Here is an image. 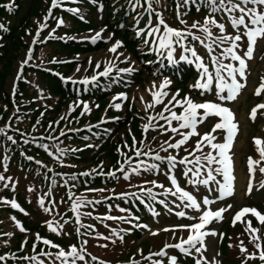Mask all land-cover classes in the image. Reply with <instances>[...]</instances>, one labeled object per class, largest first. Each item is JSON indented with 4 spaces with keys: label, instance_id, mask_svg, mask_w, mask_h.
<instances>
[{
    "label": "rangeland",
    "instance_id": "1",
    "mask_svg": "<svg viewBox=\"0 0 264 264\" xmlns=\"http://www.w3.org/2000/svg\"><path fill=\"white\" fill-rule=\"evenodd\" d=\"M13 1L14 0H6L5 5L8 6ZM107 1L114 3L118 0ZM76 2L77 1L74 0H63L61 6L59 8L54 9L55 11L62 10L64 12H69L66 9L75 8V6L77 5ZM51 4L52 0H49L48 5L46 6V10L41 7V9L36 13V15L31 18V24L28 28L30 31L24 38V44L26 45V48H28L31 42L37 38L39 25L45 22L47 23V27L43 30V32H41L40 38L39 40H37V43H35V45L37 46L41 43L53 40L48 38V34L51 33L52 35H54V32L57 28V23L52 26V24L50 23V18L45 21V17L48 16V11L51 7ZM203 8L205 10L204 13L196 12V15L182 16L181 18L186 21V24H181L179 20H177L176 9L174 11L175 19H173V22L171 20L168 21L167 19H165L160 12H153L152 25L153 27L156 26V13H159L162 18L167 22V24L172 28L182 31L189 30L188 26L192 25L193 22L196 21L202 24L204 21V17L209 14L207 6H204ZM216 15H220L216 17L218 21L226 22L227 18H222V14ZM111 26L115 28V31L111 29ZM122 27L123 25L116 26L113 25L112 22H110L109 25H102L99 28L86 32L85 34H80L78 36L74 35L72 38L76 40L91 42L89 39H84V37H90L94 33L100 31L101 29H104L105 38L111 36V40H107V42H105V40H100L95 44L92 43L93 45H102V48L99 51L86 54H79L70 58L69 61H71L73 69L70 74L63 75L67 79V82L65 84H70L69 81L72 80L81 81L85 78L91 80L93 76H98L100 72H103L105 70V67L108 66L107 61L110 59L115 60L116 54L109 53L108 49L116 41L122 42L123 45L120 49H118V52L125 53L126 57L128 58L127 62H120L124 60V57H120L119 60H115L116 68L123 69L132 67L134 68V71L131 73H118L116 71V68H114L109 77L102 76V79L112 80L118 77L124 78L130 76V78H132L129 79L130 82H134V80L136 81L137 77H140L141 80L131 84L127 94L120 93L112 95L100 103L94 104L92 100H86L83 102L81 100L71 101L74 103H70L66 107L62 108L61 113L59 115V120H61L63 124L59 129L58 136H61L60 133L62 130L65 131L68 135V133H70L68 132L69 129H78L80 127H84L88 131V127L93 125H98V127H93L98 129L101 127H106L109 123L118 124L120 122L118 120L122 121V119H124L123 121L125 122L127 121V117H124V115L126 114V112H129L130 119L129 122L125 124V127L120 128L117 125V127L120 128V130H118V136H120L121 140L117 145V149L116 146L115 149L118 152V150H120V146L122 147V149L118 152V155L120 156L118 164L120 165V167L122 164L126 165L125 161L128 158H132V155H128L129 150H133L135 154L137 150L142 149V152L148 153L149 155L145 156V159H141L143 157H136L134 159L138 161L143 160L146 163H157L160 165V168L159 170L149 172L141 170L140 174L137 175L132 172V168L137 165L138 161H133L131 162V165L127 164L126 166L125 171L129 173V178L127 180L124 179V173H122L118 177L117 183L114 187H103L102 189H99L97 193H100V196L102 197H108L112 193H114L116 196H121L122 193H139L137 194V196L144 195L147 197L145 193L141 192V186H143L144 188H151L152 191L157 194L155 202L157 206L161 208V211L157 212L154 209L149 210L148 207H146L145 205H143V210L144 214L146 215H143V217V212L142 214H140L137 213L136 210L133 214L121 212L119 209H115V211H113L114 214H107L106 211H102L101 214L103 215L100 216L99 220L103 224V226L101 225L103 230H100L99 227L94 226V230L96 231L95 233H82L83 231L80 230V234L78 235L76 231L78 227V225L76 224V220H71L72 216H75V213L72 212V215L71 213L67 215V212L69 211V206L65 203L64 200V183L61 181L59 182V185L51 186V181L49 180L48 184L44 186L43 183L40 184L39 182H36L33 177L29 176L26 169L22 166H15L10 169L3 163L2 151L0 149V174H3L6 178H12V180L9 182L11 184L8 187L9 189H6L5 187L2 189L0 193V200L12 201L14 199L16 203L20 206L19 209H13L9 204L0 203V223L10 221V223H13L14 225L18 223L19 226H22L25 229L27 223H34V226L38 227L37 231L30 233V230H26V235H24V237L22 238L21 245H25V243L27 242H30L34 245L35 243L41 241V247L37 251V254H39L41 251L51 252L55 254L61 248L65 251H68L70 250V246L72 245H75L78 248H86V253H83V255L85 256V260L77 261V263L79 264H100L101 261H103L104 264H134L135 261H139V264H143L144 262H146L144 257L148 256L150 253L160 251L166 243L175 244L178 242V239L180 237L187 238L189 232L187 230L179 229L177 226L181 224L190 225L193 223H197L198 220H189L186 217L180 218L177 217L175 213L178 211H185L188 216H194L198 214L193 212V210L191 209L183 208V206L179 208L175 207V204L180 203L176 197H173L171 195H160V193L163 192V189L154 187L151 183L145 182L155 180L158 184H163L166 188H172L168 176L175 175L177 177L178 184L186 191H189L190 193L195 195L197 197L198 202H201L204 196H208L209 199H216L219 196V193L215 190L216 185L211 183L208 187L199 185V190L197 191L192 185L188 183L187 178L182 175L183 166L177 165L176 169L172 170V172H169V165L166 160L161 162L152 159V157L156 154H159L162 157H166L167 155L172 154L175 155L177 159H180L187 155V152L184 149H193L198 139V137L193 136L189 139L188 143L182 146L180 149L169 148L168 152H164L161 149V145L164 141L175 143V141L179 140L181 137L176 133L166 130L167 125L165 121L162 120L159 121V124H157L155 130L150 129L147 133L144 132V125L148 123V117L150 115H156L157 113H160L163 110L162 104L157 105L154 109H148L147 112L144 110L145 105L151 103L153 99L149 90L152 89L153 84L158 87L164 80H168L170 81V84L166 90L170 94L169 98L171 97V94L178 92L179 96L177 97V99H183V97L189 96L195 102L220 103L222 106L228 107L233 111L235 121L238 123L239 126V131L237 133L236 140L233 143V148L229 155H232V157L235 156L238 159V163L236 166V161L233 157V167L236 170L238 169L239 171H242V176L245 178V180H243V182L241 183V188L237 191V193L233 192L232 196L225 197L223 200H216L215 204H210L207 206L203 204L201 205L202 210L211 211H215L220 208H225L228 205H233L231 209L224 213L225 218L222 221H213L210 225H208L206 229L215 230L218 234L222 233L223 238L221 239L219 235H217L216 237H206L205 244L210 245V250L203 251L202 253H195V251L193 250L192 255L189 256L181 253L178 249L169 248L167 249L168 256H175L177 258V264H195L196 259H199L201 255H203L204 259L208 262V264H212L214 255L215 260L218 262V264H242L244 260V255H241V253L239 252V241L243 240L244 246L247 247L248 252L255 253L257 256V259L249 260L247 264H264V262H261L258 259L259 252L257 249H255L254 244L250 242L249 234L245 232L246 224L240 222H237L235 226H233L232 224L234 215L245 207L254 208L258 210L261 214H264V189L259 188V181L264 180V175H261L259 172H257L255 174V178L252 180L253 191L251 192V194H245L247 190L248 180L250 178L247 168V157H252L253 159L259 158V154L253 143V138L264 139V110H260V112H258L255 121L250 119L251 109L258 104H264V93H262L260 96H257L254 93V89L260 85L262 80H264V46H261L258 51H254L253 59L247 61L249 65V70L246 71V79H241L239 76L237 77V79L240 80L241 83L245 84V87L240 90L237 99L234 101H221L219 100L217 91L215 89V81L213 83L212 90L205 92L203 95L200 94L201 90H197L192 87L193 84H196L197 80L200 79V74H198V78H194L196 80L195 83L193 82L192 84H188L187 86L182 88L176 86L175 82H173L172 85L170 76H165L166 74L163 75L162 73L160 74L158 72H155L159 65H161L162 63L168 65L167 62L170 63V61L167 58L166 51H163V53H161L155 50L156 46L153 45L151 42L154 37H147V33L145 35V39H148V41L151 42V52L147 53L146 49L143 46H140V42L138 39L140 36H137V39L135 41V43H137V53L139 58L143 56L144 58L146 57L147 59L151 60V65H146L145 68L147 69L144 70V66L141 63L137 62L136 58H134L131 51L125 46L124 40L118 35L117 32L121 30ZM226 28L228 33H235V30L230 25L226 24ZM190 30L194 36L201 37V40H205L207 43H211V41L207 39V37L202 31H199L197 29ZM212 31L214 33L218 32V30L215 28H213ZM131 34L132 33H129L128 35ZM188 37L191 38L190 36ZM69 39L70 38L64 36L61 40L69 42ZM191 39L193 41V44L190 43L191 45L186 46L194 47L198 50V54H203L206 49L202 47L199 41L194 40L193 38ZM41 40L43 42H40ZM145 45H148V43ZM227 46L229 45H225V47ZM26 48L23 50V52L19 54L18 58L15 60L13 65V72L7 78L5 83V91L11 97L16 95L17 93L15 82L20 79L18 78V76H21L20 72L22 71V68L20 70V67L22 63L26 60ZM38 49L40 51V48ZM180 50L181 54H184L181 48ZM216 51H218V53L214 52L213 55L219 56V52L221 51V49H216ZM243 51H245L243 47L237 49L238 54L243 53ZM34 54L33 59L35 63L36 61ZM177 55L179 57V50L177 51ZM174 56H176L175 52L173 53V58ZM89 58H91V63H89ZM203 58L205 64L209 67V71L214 73V67L212 66L210 57L204 56ZM154 59L156 60L152 61ZM221 59H223L224 64L231 63L233 66L238 67V62L231 60L230 57H221ZM97 62H100L101 65L99 68H96ZM31 64L32 61L28 60L27 63L23 66L26 68ZM41 67L46 71L50 69V65L46 64ZM78 68L80 69V71H77ZM224 75L230 83V78L227 77L226 73H224ZM99 79H101V77H99ZM72 85L75 87V89H77V86L80 85V83ZM94 86H98V84L94 85L90 83L86 85L85 88L90 89ZM121 94L126 96L127 99L114 101V97H117ZM223 94L226 95L227 92L225 91V93ZM141 97H143L144 103L141 102ZM113 103L121 104V109L117 110L118 116L114 117V120L118 118L117 121L115 120L111 122L109 120V118L112 117L110 111L116 110L114 107H110V105ZM165 103H167V99H165ZM84 104H87L90 109V112L86 113V115L91 114L93 110L97 109L98 112L94 114V117L97 116L96 121H91L90 117H86L84 123L80 124L76 122V117L70 118V115L77 113L80 109H83ZM174 110L177 112V114H180L183 111V109L179 107L175 108ZM200 111L202 112L203 110ZM66 114L67 118L61 119L62 117H65ZM165 114L167 115V113ZM102 119L104 121L103 123H101ZM135 122L136 124H134ZM217 122H219L218 117H209L204 124L198 125L197 130L201 134L210 132L212 130L213 125ZM153 123L156 122L154 121ZM159 125H164L165 127L160 128ZM172 126H178L177 122L173 121ZM213 135L217 137V140L213 141V143L223 142L222 138L224 135H226V133L222 130H217V132L213 133ZM134 139L135 144L133 143ZM125 145H127V147ZM209 152H211L213 155H216V151L212 150L210 146H204L203 153L197 152L196 155H203ZM146 159H148L149 161H146ZM189 159H192V157H189ZM202 163L206 164V161H202ZM100 165L101 163L97 164L96 167H99ZM218 166L219 165H212L211 167ZM5 167L7 168L6 171ZM188 167H193V165H188ZM100 174L108 175V173L99 171V175ZM93 176L94 175H92L91 178ZM217 179L222 181L221 176H217ZM0 183L5 184V181H0ZM13 184L15 185V190H13ZM29 188H33L34 191H28ZM209 188L213 190L209 192ZM174 190L175 189L173 188V191ZM48 193H50V195H48ZM40 197L44 198L45 206L49 208L53 207L52 203L50 202L55 201V207L51 214L44 212V210L39 206L38 199ZM160 200H164L167 204V207L159 203ZM173 201H175V204L173 203ZM141 204H143L142 201ZM9 209H11V211H9ZM20 209H23V211H20ZM169 209H172V211L170 212ZM78 211L83 214L91 213V215H95L94 217H97V211L100 210L96 211L93 208H83V206H81ZM108 215L114 217L124 216L128 220H130L131 223L120 220L101 219ZM13 217L15 219H12ZM135 217H139V219L136 220L134 219ZM243 219L251 220L252 227L260 230L257 235L261 237L260 242L262 245H264V225H261L255 217L251 216V214H247ZM65 220H67L68 223H64ZM46 221H52L54 225L56 224V222L62 224V233L60 235H57L56 233L49 231L48 226L45 223ZM134 224L148 225L149 227L148 229L135 228L133 227ZM105 225H108L109 227L106 228ZM130 228H132L131 231ZM165 228H177V230L173 233L171 231H163V229ZM111 229H116V231L120 232V235H122L123 237L124 235H132L133 230H135L137 231L139 238H137L136 240L123 239V241H121L118 237L111 234ZM121 229H124L125 231H121ZM41 231L45 233V235L42 234ZM150 231H156L158 235L153 236L150 234ZM63 233L68 234L65 235ZM37 234L39 235V237L41 235L40 240H37ZM174 236L176 238H173ZM101 237H109V239H102ZM43 239L50 240L53 244L58 245L59 248H52L50 245L43 244ZM85 240L87 241V244L83 243ZM113 240L115 241V243L112 242ZM101 245L107 246L102 247ZM229 245H232V247H230ZM93 256L97 259L92 260ZM168 256H153L152 260H160L162 264H169ZM40 257L45 263L53 264L54 255L51 258L45 256ZM54 264H60V262L54 261ZM148 264H151V261Z\"/></svg>",
    "mask_w": 264,
    "mask_h": 264
},
{
    "label": "snow or ice",
    "instance_id": "2",
    "mask_svg": "<svg viewBox=\"0 0 264 264\" xmlns=\"http://www.w3.org/2000/svg\"><path fill=\"white\" fill-rule=\"evenodd\" d=\"M63 0H52L51 7L48 11V16L45 17V21L52 17V9L59 8L62 4ZM91 3L95 4L96 0H90ZM132 4L133 10L139 5L140 0H135V3H132V0H129ZM147 4V8L145 11L149 14L148 24L145 26V29H140L137 31L136 35L140 36L142 33L145 32L147 29V37H154L152 39V44L155 45V50L157 52L163 53L166 51L167 58L170 62H174L173 60V53L177 50L174 45H178L182 50L183 53L180 56V59L186 61L189 64L195 63V66L200 74V79L197 80L196 84L192 87L201 90L200 94L203 95L205 92L212 90L213 83L215 81V89L218 94V98L221 101H234L237 99L240 90L245 87L244 83H241L240 80L237 79L239 76L241 79H246V71L249 70V65L247 63L248 60L253 59L254 51H258L261 46H264V0H176V13H177V20L181 24H186V21L183 20L181 17L187 15V8L189 5H202L207 6L209 10V14L204 17V21L201 24L200 22L196 21L193 22L192 25L188 26L189 30H178L172 28L167 24V22L162 18L159 13H156L157 24L154 27L152 25V13L154 9L152 8V0H145ZM13 5H8L7 7L11 10ZM102 8V5L100 6ZM183 9V11L181 10ZM67 11L77 14L83 19V15L78 8H68ZM201 7L197 6V11H200ZM216 14H222L223 17H226V22H220L216 19ZM140 18L138 17L136 23L139 24ZM226 24L230 25L234 30L235 33H228ZM64 21L63 19H58L57 27L63 26ZM47 27V23H42L39 25V31L37 32V38L34 39L31 43H37V40L40 38L41 32ZM3 28V25H0V29ZM215 28L218 30L217 33H214L212 29ZM190 29H197L202 31L208 40L211 43H207L205 40H201L200 37L194 36ZM104 29L94 33L90 37H84V39H89L91 43L95 44L100 40H111V36L105 38L104 36ZM188 36H192L194 40L200 42L202 47L206 49L203 54H198V50L191 46H186L185 40ZM49 39L57 38L51 33L48 34ZM246 38V39H245ZM63 39V37H60ZM74 39V38H73ZM40 42H43L42 40ZM242 42V43H238ZM144 43H149L148 39L144 40ZM225 45H229L225 47ZM122 42L116 41L112 44L108 51L109 53L116 54L115 60H119L120 57H124V60L120 62H127V57L125 53L118 52V49L122 47ZM243 47L245 51L243 53L238 54L237 49ZM216 49H221L220 55L216 56L213 53ZM204 56H208L211 59L212 66L214 67V73L209 71V67L204 62ZM223 58H231L233 61L238 62V67L233 66L231 63L224 64ZM31 53H29L27 59L22 63L21 68L24 64L30 60ZM115 60H108V66L105 67L103 72H100L98 76H93L91 80L85 78L81 81L72 80L73 84L82 83L85 85L88 84H98L99 77H109L112 73L113 69L116 68ZM54 63L57 61H53ZM91 58H89V63H91ZM100 62L96 63V68H99ZM77 71H80L78 68ZM118 73H131L134 71V68H116ZM224 73L227 74V77L230 78L231 82L229 83L228 80L225 78ZM18 78L22 79V76H18ZM71 79V78H68ZM203 81V82H201ZM170 81L164 80L158 87L153 84L152 89L149 91L152 95V102L145 105L144 110L147 112L148 109H154L157 105H163V110L156 115H150L148 117V123L144 125V132L147 133L150 129L155 130L159 121H165L167 125L168 131L176 133L181 138L176 140L175 143H171L169 141H164L161 145V149L164 152H168V149H180L182 146L186 145L189 139L193 136L198 137L196 145L193 149L188 150L185 148L184 150L187 152V155L184 157L177 159L175 155L169 154L166 157H162L159 154H156L152 157L155 161H167L169 165V172L177 168V165L183 166L182 175L187 178L188 183L192 185L197 191L199 185H203L208 187L211 184L216 185V191H218L219 196L216 199H209L208 196H204L201 202H198L197 197L186 191L182 188L178 182L177 177L175 175H169L168 179L172 185V188H166L163 184H158L155 180L153 181H146L145 183H151L154 187H158L163 189V192L160 195H171L176 197L179 200V204H175V207L179 208L183 206V208L191 209L193 212L197 213L198 215L188 216L185 211H178L175 213L177 217L180 218H187L189 220H198L197 223H193L190 225H179L177 226L179 229L187 230L189 235L187 238L180 237L178 242L175 244L166 243L164 247L155 253H150L148 256L144 257L145 260L151 261V264H162L160 260H152L153 256L156 257H165L168 256L167 249L174 248L178 249L181 253L185 255H192L193 250L195 253H202L203 251L210 250V245L205 244L206 237H219L222 239L223 234H218L215 230H206L208 225H210L213 221L220 222L224 217V213H226L229 209L233 207V205H228L225 208H220L215 211L211 210H202L201 205H210L215 204L216 200H223L225 197L232 196L234 192V184L233 182L236 180V177L233 175V157L229 155L233 148V143L236 140L237 133L239 131L238 123L235 121V116L233 111L225 106H222L220 103L214 102H195L189 96L183 97V99H177L179 93L171 94L169 98V92L166 90L169 86ZM227 92L226 95L223 93ZM254 93L257 96H260L264 93V80L260 83V85L254 89ZM127 97L123 94L114 97L115 100H126ZM165 99H167V103H165ZM141 102L144 103L143 97H141ZM71 107V106H70ZM110 107H114L115 109H121V104L113 103ZM182 108L183 111L180 114L174 110L175 108ZM74 110V109H72ZM200 110H203L202 112ZM260 110H264V104H258L251 109L250 119L253 121L256 120L258 112ZM90 112V109L87 104L83 105V111L81 112V116L85 113ZM167 113V115L165 114ZM209 117H218L219 122L215 123L212 127V130L207 133L201 134L197 129L198 125L204 124ZM67 114L65 117L61 119H66ZM118 119V118H117ZM156 123H153V122ZM176 121V127L172 126V122ZM103 119L101 123H103ZM6 127H0V134L6 135L7 139L11 141L13 144L16 143L12 136H8L6 132ZM51 127V125H50ZM93 127H98V125H93L88 127V131H91ZM160 128H164V125H159ZM181 130H188V131H181ZM217 130H222L226 133L223 136V142H216L213 141L217 140V137L213 135L216 133ZM72 132H79L80 129H69ZM61 136L67 135L65 131H61ZM89 137L85 136L84 139H88ZM48 139H56L58 140L59 137H48ZM29 141L25 140V143ZM135 144V139L133 140ZM253 143L256 147V150L259 154L258 159H253L252 157H247V168L249 173V180L247 184L246 195L251 194L253 191L252 180L255 178V174L259 172L261 175H264V139L261 138H253ZM166 145V146H165ZM40 147L44 148L46 152H48L47 145H39ZM127 147V145H125ZM210 146L212 150L216 151V155H213L211 152L203 154V155H196L197 152L203 153V147ZM86 147H94V145H86ZM58 151L61 155L66 154L65 149L58 148ZM75 151H82V149H73ZM49 155H54L52 152H48ZM136 157L139 158L141 156H147L148 153L142 152L141 150H137L135 153ZM192 157V159H189ZM29 160H32V157H27ZM202 161H206L202 163ZM37 164H41L40 161H36ZM126 164L131 165V158H128L125 161ZM188 165H193V167H188ZM212 165H219L218 167H211ZM43 166V165H42ZM46 167V166H44ZM160 165L157 163H146L143 160H139L137 165L132 168V172L139 175L140 171L143 170L145 172L149 171H156L159 170ZM7 168L5 167V171ZM51 171V169H49ZM95 171V170H93ZM121 173H124V179L129 178V173L125 171L124 165L122 164L121 167L118 169ZM61 175L62 174H57ZM80 175H90L89 172L81 173ZM108 175L115 176V172H110ZM217 176L222 177V181L217 179ZM63 178V176H62ZM12 180L11 177H5L3 174H0V181H5L4 187H9V182ZM68 180L75 181L77 180V175L73 174L68 177L67 180H64V186L68 185ZM52 184L55 185L56 181L53 180ZM75 185H73L74 187ZM13 190H15V185H12ZM173 188L175 189L173 191ZM259 188L264 189V180L259 181ZM209 192L213 189L209 188ZM28 191H34L33 188H29ZM94 191V190H93ZM141 192L145 193L147 197L152 199L153 201L156 200L157 194L152 191L151 188H144L141 186ZM50 195V193H48ZM133 196L137 199H141L143 202L142 197L137 196L136 193H122L121 198ZM69 199H72V196H69ZM0 203L9 204L13 209H19L20 206L16 203L13 199L12 201L8 200H0ZM53 207L49 208L45 206V200L43 197L38 199L39 206L44 210V212L51 214L55 207V201H51ZM86 203L91 204L92 201H87ZM95 203H99L96 201ZM159 203L163 204L167 207V204L164 200H160ZM82 206L80 201H76L73 203L71 210L75 213L76 216V224L78 225L76 231L77 234H80V228H92L94 230L93 225H83L80 221L81 213L78 209ZM121 212H125L126 210L121 208L119 209ZM23 211V209H20ZM171 212L172 209H169ZM27 214V213H26ZM251 214V216L255 217L261 225H264V214H261L258 210L254 208H242L238 211L232 220L233 226L236 225L237 222L245 223V232L249 234V240L254 244L255 249L258 250L259 255L258 259L261 262H264V245L261 244V237L257 235L260 231L257 228L252 227L251 220H244L243 218L247 215ZM84 215L90 216L91 213H84ZM12 219H15L14 217ZM101 219L106 220H120L131 223L126 217H114L111 215L105 216ZM134 219L138 220V217ZM48 226L49 231L60 235L63 231V225L59 224V222L54 223L52 221L45 222ZM64 223H68L67 220ZM19 231L26 232V229L22 226H19ZM105 227H109L105 225ZM133 227L135 228H145L148 229V225L142 224H134ZM177 228H165L163 231H171L175 232ZM121 231H125L121 229ZM67 235L68 233H63ZM111 234L118 237L121 241H123L124 237L120 235V232L116 231V229H111ZM150 234L155 236L158 235L156 231H150ZM5 235L11 236V233H5ZM37 240H40L41 237L37 234ZM102 239H109V237H101ZM173 238H176L175 236ZM26 242V241H25ZM115 243V241H112ZM87 244L85 240L83 242ZM43 244L50 245L52 248H59L58 245L53 244L50 240L43 239ZM102 247H106L107 245H101ZM232 247V245H229ZM23 247V245H22ZM36 245H33V251H35ZM86 252V248H78L75 245L70 246V250L65 251L64 249H59L58 252L55 254L51 252H43L41 251L38 255L45 256V257H53L54 261H59L60 264H77V261H84L85 256L83 253ZM239 252L241 255H244V260L242 264H247L249 260L257 259L255 253H249L247 247L244 246V241H239ZM246 254V255H245ZM16 258V257H13ZM21 259H31L33 261H37V264H44L43 260H38L37 256L32 257H22ZM96 257H92V260H96ZM5 256H0V262L5 261ZM169 264H177V258L175 256H168ZM53 261V264H54ZM100 264H104L103 261ZM134 264H139V261H135ZM195 264H208V262L204 259L203 255L199 259H196ZM212 264H218L215 260V255L213 256Z\"/></svg>",
    "mask_w": 264,
    "mask_h": 264
},
{
    "label": "trees",
    "instance_id": "3",
    "mask_svg": "<svg viewBox=\"0 0 264 264\" xmlns=\"http://www.w3.org/2000/svg\"><path fill=\"white\" fill-rule=\"evenodd\" d=\"M5 1L0 0V25H3V28L0 29V127L7 126V135L12 136L16 143L13 144L7 139L6 135L0 134L3 163L10 169L15 166L24 167L29 176L33 177L36 182L43 183L44 186L48 184L49 180L51 181V186H57L59 182L62 181L64 183V180H67L69 176L76 174L77 180H68V185L63 186L64 200L69 206L67 215L73 214L71 208L76 201H80L83 208L90 207L96 211L100 210L97 211V217L81 213L80 221L83 225H93L103 230L101 227L103 224L98 219L99 216L103 215L101 214L102 211H106L107 214H114L113 211L115 209L123 208L126 210L124 213L133 214L135 209L132 203L136 204V208L141 214L143 212V217L146 214H144L143 205L140 204L141 199L133 196L121 198V196H116L114 193L108 197H102L100 193H97L103 187H114L118 177L122 174L118 171L120 168L118 164L120 156L116 152L115 146L117 147L121 140L120 136H118V130L124 128L125 124L129 122V112L124 115V117H127L125 122L122 119V121L118 120L120 121L118 124H109L104 128H93L91 131L61 136L58 140L48 139L50 136L59 137V129L63 122L57 121V118L62 108L70 104L71 101L80 99L82 101L92 100L94 104L100 103L116 93L128 92L130 84L140 81L141 78L137 77L136 81L134 80L132 83L129 81L125 82L122 79L101 80L97 87L87 91H84L81 87L76 90L69 84L65 85L52 72H57L61 75L70 74L73 69V65L67 63L70 58L79 54L99 51L102 45H91L88 42L77 43L75 41L63 43L59 39L47 41L44 45H39L35 49V65H50L52 72L42 71L34 67L24 69L22 80L17 83V94L11 97L5 91L6 80L13 72L15 60L26 48L24 38L30 31L28 28L31 24V18L36 15L41 7L46 10L49 0H14L11 3L13 5L11 10L5 5ZM75 1L78 2L77 7H79L78 9H80L84 18L81 19L79 15L70 12L55 11L50 21L52 26L56 23L58 17L64 21V25L60 26L55 32L56 37L83 34L102 25H109L110 22L116 26L123 25L121 30H116L118 35L124 40L125 46L131 51L137 62L144 66V70L147 69L145 68L146 64L151 60L145 59L143 56L139 58L137 43H135L137 31L145 29L149 20V14L145 11L147 8L145 0H140L135 10H133L129 0H118L114 3L107 0H96L95 4L91 3L90 0ZM132 2L135 3V0H132ZM182 2L183 0H181ZM101 5L102 8L100 7ZM197 6L201 7L200 11H197ZM203 7L202 5H189L187 16L196 15V12L204 13ZM152 8L154 9L153 12H160L168 21L171 20L173 22V19H175L176 0H152ZM138 17L140 18L139 24L136 23ZM111 29L115 31L113 26H111ZM129 33L132 34L128 35ZM146 33L147 29L138 39L140 46H143L146 52L149 53L151 52V42L145 45ZM186 39L187 43L193 44L191 38L188 37ZM174 46L177 49L174 57L177 66L173 67L174 72L172 75L176 85L184 88L186 83L194 79L197 72L194 63L190 65L183 62L179 63L177 51L180 48L178 45ZM38 48H40V51ZM54 60L57 61L55 64H53ZM163 68L166 69L168 66L166 64L159 66L157 68L159 73L163 74ZM178 68L181 71L180 77L177 74ZM127 79L132 78L129 76ZM80 112L81 110L72 114V117L78 116L77 121L80 124L84 123L86 117H90L91 121H96L97 119V116L94 117V114L98 112L97 109L93 110L91 114H84L79 117ZM117 113V109L110 111L113 117L118 116ZM85 136L89 138L86 140L84 139ZM25 140L29 142L25 143ZM89 144L94 145V147H86ZM39 145H47L48 152H52L54 155H49ZM58 148L67 150L66 154L61 155ZM73 149H82V151L73 152ZM27 157H32L33 159L29 160ZM36 161H40L41 164H37ZM133 161L138 160L133 159L131 162ZM146 161L149 160L146 159ZM99 163H101L99 166L101 172H115L116 175L113 177L111 175L95 174L91 178V174H94L93 170L98 168L96 166ZM124 168L126 170V166ZM84 172H89L90 175H80ZM58 173L62 174L63 178L61 175H57ZM53 180L56 181L55 185L52 184ZM9 185L11 184L9 183ZM73 185L75 186L73 187ZM3 188L4 184L0 183V193ZM6 189L9 188L7 187ZM70 195L72 196L71 200L69 199ZM139 197H142L144 203L150 209H154L157 212L161 211L156 202L149 197L144 195ZM87 201H92L93 203L88 204L86 203ZM96 201H99V203H95ZM71 220L75 221L76 216H72ZM25 227L26 230H30V233L36 232L38 229V227L34 226V223H27ZM80 230L83 231L82 233L96 232L92 228H80ZM5 233H11V236L5 235ZM41 233L45 235L42 231ZM132 233L129 236L124 235V239L136 240L139 238L137 231L133 230ZM24 235H26L25 232L19 231L17 224L14 225L10 221L0 223V256L6 257V260L0 262V264H37V261L31 259H21L22 257L32 256H37L38 260H42L37 254L41 247V241L35 244L36 248L33 251V244L30 242L25 243L22 247L21 240ZM148 263L150 261L146 260L143 264ZM44 264L47 263L44 262Z\"/></svg>",
    "mask_w": 264,
    "mask_h": 264
},
{
    "label": "bare ground",
    "instance_id": "4",
    "mask_svg": "<svg viewBox=\"0 0 264 264\" xmlns=\"http://www.w3.org/2000/svg\"><path fill=\"white\" fill-rule=\"evenodd\" d=\"M235 161H236V166L238 163V159L233 156ZM233 175L236 177V180L233 182L234 184V192L237 193V191L241 188V183L243 182V180H245V178L242 176V171H239L238 169L236 170L233 167Z\"/></svg>",
    "mask_w": 264,
    "mask_h": 264
}]
</instances>
